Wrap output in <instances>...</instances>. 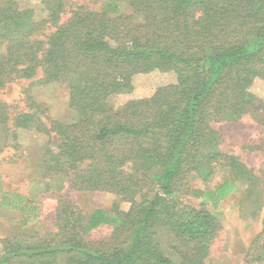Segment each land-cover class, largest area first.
<instances>
[{
  "label": "trees",
  "instance_id": "trees-1",
  "mask_svg": "<svg viewBox=\"0 0 264 264\" xmlns=\"http://www.w3.org/2000/svg\"><path fill=\"white\" fill-rule=\"evenodd\" d=\"M111 1L129 4L133 14L41 0L45 15L37 18L17 0H0V42L6 44L0 91L40 72L34 83L68 85L69 107L78 115L72 124L47 117L49 126L33 114L14 119L16 128L54 138V149L42 156L43 177L132 205L86 214L60 201L48 236L34 244L7 240L0 264H207L221 230L208 205L218 206L239 185L262 195L264 205V169L223 148L232 136L225 126L264 112L251 91L264 81V0ZM112 11L119 15L111 17ZM155 71L175 74L176 82L120 109L110 105L112 96L134 91L136 76ZM11 119L0 97V130ZM252 140L263 147L264 133ZM259 146L251 150L264 161ZM218 170L228 176L213 189L194 186L197 180L207 185ZM184 195L202 199L199 207L184 203ZM1 202L39 215L21 195L6 194ZM105 226L112 232L100 242L96 231ZM160 227L171 234L170 254L157 239ZM252 246L264 248V221Z\"/></svg>",
  "mask_w": 264,
  "mask_h": 264
},
{
  "label": "rangeland",
  "instance_id": "rangeland-1",
  "mask_svg": "<svg viewBox=\"0 0 264 264\" xmlns=\"http://www.w3.org/2000/svg\"><path fill=\"white\" fill-rule=\"evenodd\" d=\"M22 8L35 10L37 18L43 17L41 0H17ZM87 7L93 11H105L114 8L120 14L132 15L133 10L124 2L114 3L111 0H66ZM109 12L111 17L119 15ZM6 44L0 42V59L4 55ZM41 78L39 72L33 79H21L0 91L3 102L10 107L11 120L6 131L0 130V205L6 194H18L26 202L38 207L39 215L11 211L0 206V253L5 242L11 239L13 243L34 244L45 239L53 227L55 210L60 201L76 203L86 214L98 208L112 210L118 207L128 211L131 204L119 196L107 192L90 193L71 189V183L60 178H44L41 170L42 156L47 148L54 145L50 135L36 129L23 130L16 128L14 119L23 114L37 115L41 123L49 126L47 117L67 124L77 122L78 115L69 107V88L66 83L51 84L34 83ZM176 76L173 73L155 71L150 74L138 75L134 79L135 89L131 94L114 95L110 105L120 109L130 100L150 97L157 88L174 84ZM251 91L264 102V81L256 80ZM34 105L46 109L45 113L38 112ZM262 112V111H261ZM250 112L237 123L225 126L232 136L227 137L223 147L234 154L248 157L257 170L264 169V161L255 156L254 149L259 144L251 138L260 137L264 133V112ZM263 118V120H262ZM253 146V147H251ZM264 149L261 145L257 150ZM253 158L254 160H251ZM228 176L227 172L218 170L217 174L207 184L201 180L194 183L202 190L213 189ZM182 201L193 207H199L202 199L193 195L182 196ZM208 210L221 223V230L211 245V253L207 264H264V248L252 246L256 236L263 229L264 205L262 195L250 194L247 186L239 188L218 206L208 205ZM112 228L105 226L96 231L98 240L110 238ZM157 239L162 250L170 254L171 234L165 227L158 229ZM257 249V250H256ZM178 261L176 255H171ZM261 256V258H260Z\"/></svg>",
  "mask_w": 264,
  "mask_h": 264
}]
</instances>
